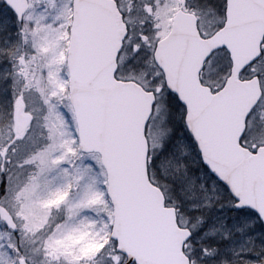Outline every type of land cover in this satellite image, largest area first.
Returning <instances> with one entry per match:
<instances>
[{"label":"snow or ice","instance_id":"snow-or-ice-1","mask_svg":"<svg viewBox=\"0 0 264 264\" xmlns=\"http://www.w3.org/2000/svg\"><path fill=\"white\" fill-rule=\"evenodd\" d=\"M0 264H264V0H0Z\"/></svg>","mask_w":264,"mask_h":264}]
</instances>
